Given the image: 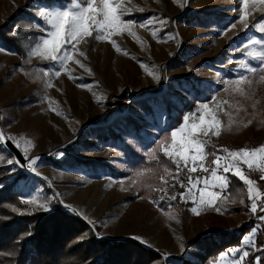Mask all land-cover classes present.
<instances>
[{"label":"rangeland","instance_id":"1","mask_svg":"<svg viewBox=\"0 0 264 264\" xmlns=\"http://www.w3.org/2000/svg\"><path fill=\"white\" fill-rule=\"evenodd\" d=\"M62 2L0 0V25L24 6L34 18L30 29L38 32L36 43L28 51L30 63L36 66L35 74L21 68L18 55L0 42V131L13 138V144H21L25 163L36 160L26 169L25 163H16L6 147L0 148V162L21 167L27 175L18 184L21 201L31 198L36 202H24L30 209L50 213L51 203L58 199L76 211L97 238L136 239L159 252L165 264H202V253L191 245L193 241L209 235L229 236L253 221L242 245L206 264H232V253L238 248L249 253L253 249L254 253L256 235L264 228V220L258 216L264 213L249 210L247 186H242L232 173L227 174L231 183L216 206H199V214L191 211L197 205L190 198L181 201L191 206L180 209L171 205L172 200L156 202V188H150L174 185L175 181L187 185L189 176L195 180L210 175V171L199 169L191 173L183 162L178 176L177 169L155 164L161 158L156 154L157 147L164 154L166 149L172 151L171 132L184 123L176 130H166L170 115L185 120L208 104L209 116L214 110L222 125L219 136L213 134L214 129L207 136L197 134L209 153L225 156L223 149L241 151L264 146V79L260 78L264 67L256 58L264 47L251 42L264 40L261 25L257 24L264 21V3L249 0L245 10L241 0H121L130 12L123 19L135 21L131 25L134 34H114L113 44L96 40L94 33L77 44L72 60L61 68L59 63L30 52L48 33L46 14L38 9ZM245 11L247 20L241 21ZM249 67L256 72L249 71ZM57 69L59 76L54 75ZM124 118L139 126L144 142L124 133L117 142L128 145L117 149L89 133L91 127L127 122ZM208 123L206 118L205 126ZM121 125L115 126L117 131ZM177 142H181L179 138ZM133 146H138L144 158L137 163L139 158L125 148ZM68 154L100 160L107 165V174L95 178L82 169L59 167L55 162ZM214 159L208 155L204 161L210 170L215 167ZM241 167L248 174L247 166ZM141 176L146 178L143 187ZM249 178L256 181L264 197L261 173L252 172ZM41 203L48 210L40 207ZM258 203H264V199L258 198ZM246 259L243 264H247Z\"/></svg>","mask_w":264,"mask_h":264},{"label":"trees","instance_id":"2","mask_svg":"<svg viewBox=\"0 0 264 264\" xmlns=\"http://www.w3.org/2000/svg\"><path fill=\"white\" fill-rule=\"evenodd\" d=\"M44 1L62 2L63 0ZM32 26H34L33 16L26 11V7L20 6L3 25H0V42L7 51L18 55V65L21 64V68L24 66L25 70L35 74L36 66L28 59V51L36 43L38 36L37 31L30 29ZM170 118L166 128L168 131L171 128L176 130L184 121L181 117L174 115H170ZM124 119L128 121L118 120L114 122V125L122 124V129L125 131L119 132L122 129L117 131L115 126H96L91 127L89 133L95 134L107 146H115L117 149H123L126 144L117 142L124 133L144 142L141 131L138 129L139 126L133 124V121L131 123L132 119ZM133 147V149L125 148L135 158H139L134 162L137 163L144 158L138 146ZM157 151L156 154L161 158H158L155 164L176 170V164L160 150L159 146ZM55 163L69 170L82 169L95 178L107 174L106 169L108 168L100 160H83L69 154ZM152 164L147 163L146 165L151 166ZM26 176L21 167L12 168L0 162V264H165L159 252L149 249L136 239L97 238L89 224L76 211L68 209L58 199H54L51 203L50 213L30 209L21 201L22 193L18 187L19 181ZM145 182L146 178L141 176L142 187ZM172 185L167 183L161 185L162 187L158 184L151 187L150 189L156 188L154 189L156 192L154 198L157 197L155 201L162 203L176 195L177 199L175 203L172 200V206L175 205L180 209L191 206L190 203L181 201L180 194L184 192V188L178 181H175V187ZM177 191L178 193L175 194ZM164 194L167 195L166 198ZM253 223V221L244 223L232 235H209L193 241L191 245L201 251L202 264L204 262L206 264L210 259L218 257L227 250L242 245ZM255 244V252L253 253V249L250 250L252 252L247 257L246 263L255 264L256 258L259 257L260 264H264V228L262 227L256 235Z\"/></svg>","mask_w":264,"mask_h":264},{"label":"snow or ice","instance_id":"3","mask_svg":"<svg viewBox=\"0 0 264 264\" xmlns=\"http://www.w3.org/2000/svg\"><path fill=\"white\" fill-rule=\"evenodd\" d=\"M253 2L264 3V0H253ZM241 3L243 8L247 10L249 0H241ZM38 11H44L46 14L48 33L42 42L30 52V55L43 56L45 59L59 63L61 68L66 67L67 63L72 60V54L77 51V44L86 37H92L94 33L96 40L110 41L113 44H115V41H111V37L114 34H119L123 31L134 34L131 31V25L135 21H125L123 19L130 12L129 9L122 6L121 0H63L60 5L38 9ZM247 16L248 13L245 11L244 15L239 19L246 21ZM234 23L229 25V28L234 26ZM257 24L261 25L259 30L264 33V21H258ZM227 30L224 29L223 31L226 32ZM251 42L253 45L260 44L264 47V40L252 39ZM247 46L245 44V47ZM116 50L118 52L121 51L119 46H116ZM80 55L84 54L80 53ZM256 58L260 61L261 67H264V50L258 51ZM75 63L82 68L85 67L79 60H76ZM248 70L256 72V69L251 67ZM150 74L153 75L154 79H159L155 73ZM54 75L59 76L60 70L57 69ZM69 75L71 76V73ZM260 78L264 79V76ZM97 102L101 101L98 99ZM201 108L202 110L199 114H188L178 131L171 132L173 150H165V154L176 164L177 176L181 170L182 162L183 166L188 168L191 173L197 172L198 169L205 173L210 171L209 176L197 177L195 180L189 176L187 185L180 181V186L185 188V192L180 194L181 199L187 202L186 198H190L191 202L197 205V207L191 209L194 214H199L197 211L199 206L215 207L216 202L227 192L231 183L227 174L232 173L242 182V186H247L248 197L251 200L249 210L253 214H256L258 209L264 213V203H258V198L264 199V197H261L256 181L249 178L252 172H259L261 173V178L264 179V146L253 150L244 149L241 151L223 149L222 151L227 153L225 156L216 155L214 152L209 153L206 151L207 144L199 140L197 134L202 133L207 136L208 132L214 129L213 134L219 136L222 125L221 121L216 118L214 110L213 114L209 116L208 104L202 105ZM206 118L209 123L205 126ZM178 138L181 142H177ZM12 139L5 132L0 131V148H5ZM14 146L18 149L22 147L19 142H16ZM208 155L215 156L213 161L215 167L211 170L204 164ZM16 163L19 164V161H16ZM29 163L35 164L36 160L25 163L23 167L27 169ZM241 164L247 166L248 174L241 167ZM189 165L191 166L189 167ZM36 175L39 176V172H36ZM199 184H202L203 187H198ZM172 187H175V185H172ZM161 191L165 190L161 189ZM169 199L175 201L177 197L173 195ZM23 202L33 203L36 201L31 198H25ZM39 206L48 210L46 204L41 203ZM258 218L264 220V215H260ZM232 255L234 257L232 264H243L250 253L238 248L233 251ZM257 264H260L259 260H257Z\"/></svg>","mask_w":264,"mask_h":264},{"label":"water","instance_id":"4","mask_svg":"<svg viewBox=\"0 0 264 264\" xmlns=\"http://www.w3.org/2000/svg\"><path fill=\"white\" fill-rule=\"evenodd\" d=\"M6 149L14 156V158L19 161V163L24 164L25 159L21 153V151L14 146L12 142L7 143Z\"/></svg>","mask_w":264,"mask_h":264}]
</instances>
